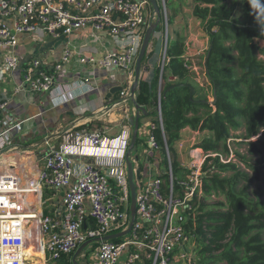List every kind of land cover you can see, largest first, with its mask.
<instances>
[{"label": "built area", "instance_id": "obj_1", "mask_svg": "<svg viewBox=\"0 0 264 264\" xmlns=\"http://www.w3.org/2000/svg\"><path fill=\"white\" fill-rule=\"evenodd\" d=\"M149 2L0 0V52H3V65L10 71L19 68L20 57L15 48L21 33L60 36L90 28L106 31L116 41L125 43L123 50L107 52L99 63L104 67L134 72L151 16L148 12ZM163 11L167 18L166 0L162 3ZM166 49L167 37L164 61ZM72 54L67 49L62 61L57 62L51 71L38 69L40 60L34 59L24 69V83L35 91H50L55 75ZM81 60L95 61V58L83 57ZM0 75L3 76L2 73ZM162 81L163 67L159 83L162 84ZM161 97L160 92L159 119L162 133L165 134ZM6 109L7 101L0 100V138L8 135L13 128L8 125L10 119L5 114ZM150 128L148 151L155 156L160 152L161 145L152 132L154 125L151 124ZM75 136L89 145L81 147L82 154L94 156L100 164L115 163L117 167L127 169L130 134L123 133L108 140V148L103 145L105 138L99 130H82L76 132ZM177 147L181 149L183 143L180 141ZM75 149L78 147L72 146V150ZM192 150L198 152L189 160L186 175L177 180L179 189L174 184L173 155L168 145L165 146L170 181L168 190H165L160 175L145 182L137 181L136 218L127 234L129 237L122 236L118 243L114 239L103 238L128 228L131 199L127 179L115 180L97 162H86L77 174L74 157L56 148L49 151L38 171L30 176L21 174L12 162L4 164L0 169V264H49L52 260L72 254L87 240L96 239H100L94 250L96 264H119L123 256L126 264L147 260L151 264H198L196 260L192 262L188 252L194 234L187 229L186 223L188 213L193 210L192 201L200 199L203 194V164L208 156L214 154L201 147ZM45 188L66 189L59 218L45 212ZM29 247L34 252L42 251L43 257L29 258Z\"/></svg>", "mask_w": 264, "mask_h": 264}, {"label": "trees", "instance_id": "obj_2", "mask_svg": "<svg viewBox=\"0 0 264 264\" xmlns=\"http://www.w3.org/2000/svg\"><path fill=\"white\" fill-rule=\"evenodd\" d=\"M194 2L192 13L205 25L209 35L204 65L213 87V103L207 97L198 98L196 93L192 98L189 85L168 90L175 83L194 86L192 78L197 77L186 62V44L179 36L168 37L162 84L159 83L161 69L156 67L150 79H140L136 102L148 110L147 116L154 125L152 132L161 145V166L164 167L159 175L164 180L165 190L170 186L165 146L168 145L174 156V184L179 189L177 180L188 172L178 158L182 130L189 127L209 133L196 147L215 155L208 156L203 164V194L192 201L193 210L188 213L186 223L197 243L196 263L264 264L263 192H255L254 196L251 191L252 182L264 181V48L254 40L256 37L264 39V15L256 14L248 0ZM236 2L242 6L238 16ZM261 3L264 4V0ZM160 6L162 8L161 3ZM171 19L169 15L168 24ZM146 59L147 55L143 62ZM160 90L165 134L159 119ZM144 117L146 115L142 116L140 127ZM253 137L256 139L250 140ZM236 138H242L236 144L248 145L249 151L260 157L259 164H251L246 155L236 151V157L254 170V176L241 170L232 160H221V155L230 156L229 141ZM142 141L138 136L136 146ZM226 171L232 174L222 176ZM243 182L246 184L241 186ZM212 195H224V200L209 204L207 198ZM90 221L93 222L91 218ZM121 239L114 241L118 243ZM97 245L98 242H94L93 248ZM139 264L151 263L147 260Z\"/></svg>", "mask_w": 264, "mask_h": 264}, {"label": "crops", "instance_id": "obj_3", "mask_svg": "<svg viewBox=\"0 0 264 264\" xmlns=\"http://www.w3.org/2000/svg\"><path fill=\"white\" fill-rule=\"evenodd\" d=\"M166 1L171 10L173 23L171 26L166 23L167 32L164 34L166 36H163L161 30H156L155 39L150 43L147 59L142 65L141 79H150L153 76L162 51L164 53L166 37L168 41L169 36L171 39L179 36L186 44V62L195 70L197 74L195 80L201 81L203 78L197 71L199 66L196 61L199 60L197 57L206 55L209 35L204 30L201 20L192 13L195 2L194 0ZM188 11H191V14ZM148 12L151 13L149 6ZM206 42L208 46L205 45ZM124 45L123 41H116L108 32L94 31L90 28L60 36L21 33L15 48L16 54L20 57V65L15 71L4 67L3 52H0V73L3 74L0 75V100L7 101L5 114L10 119L8 125L13 127L8 135L0 138V169L4 164L12 162L21 174L30 176L38 171L49 151L56 148L67 151L74 157L77 174L82 171L86 162H97V165L115 180L127 179L126 168L117 167L115 163L100 164L94 156L82 154L81 147L89 145L75 136L78 131L99 130L104 135L103 145L106 148L109 147L110 139L117 138L123 133L132 136L134 127L130 126L129 122L136 114L134 99L131 96L134 72L116 67H104L99 63L107 52L123 50ZM67 49L73 54L55 75L54 86L50 91H35L24 83V69L31 65L34 59L40 60L38 69L51 71L57 62L62 61ZM83 57H94L95 61L83 62L81 60ZM205 78V81H208L206 75ZM196 90L198 98L207 97L202 96L203 93L198 87ZM213 97L214 92L208 101L210 102ZM151 124L150 117L146 116L142 119L139 135L143 141L138 154L132 153L133 158L138 156L136 167L141 168L139 182L152 179L162 170L161 153L152 156L148 151ZM202 133L204 132L189 127L184 128L181 132L183 147L185 143H191V138L196 139ZM72 146L78 149L72 150ZM197 152L193 150L191 156L187 154V161ZM65 190V188L59 190L46 188L44 209L48 215L59 218L63 210ZM30 250L31 247L28 248L27 253L33 260L35 254ZM84 250L81 253L83 257H85ZM69 255H64L59 264H74L73 258L69 260ZM80 255L77 258L79 264L82 263ZM93 257L95 259L94 254ZM125 262L123 256L119 264H126Z\"/></svg>", "mask_w": 264, "mask_h": 264}, {"label": "rangeland", "instance_id": "obj_4", "mask_svg": "<svg viewBox=\"0 0 264 264\" xmlns=\"http://www.w3.org/2000/svg\"><path fill=\"white\" fill-rule=\"evenodd\" d=\"M159 1H160L161 5H162L163 0H159ZM232 1H234V0H229L230 3H232ZM167 3L168 2L166 1V4ZM149 7H151V16L149 17L148 26L150 25L151 22H155L156 19H157V15L156 14L153 16L154 10H153V8L151 6V3L149 5ZM188 12H189V14H191V11H188ZM241 12H242V6H241V4H239L238 2H236L235 14L238 16V15L241 14ZM255 12H256V14L257 13H261V11L259 9H255ZM170 14H171V10L169 8V5H167V15L168 16L166 18L165 13L163 11V14H162L163 15V17H162L163 19L161 20L160 24L157 27V30H161L162 31L163 36H166V35H164L167 32V30H166V27H167L166 23L168 21V18H169V15ZM155 16H156V18H154ZM172 23L173 22H172V19H171V21L169 23L170 26L172 25ZM203 26H204V30L206 31V27H205L204 24H203ZM254 40H255V42L259 46H261V47L264 48V39H259V38L256 37ZM164 42H165V40H164ZM206 43H205V45L208 46V42H206ZM164 56H165V49H164V53L162 51L161 57L159 59V63L157 64V66L160 67V69H162V67H164V65L166 64V61H167V57H166V60L164 61ZM204 56H206V55L203 54L200 57H197L199 60L196 61L197 64H198V66H199V68L197 69V71L199 72V74L202 76L203 79L201 81H196L195 78H192V80H193L194 86L196 85V87H198L199 90L203 93L202 96H207L208 99H210L212 97L213 87H212L211 82L209 80L208 81H205V79H206L205 78V75L207 76V74H206V68H205V65H204V63H205L204 62L205 61L204 60ZM262 58L264 60V55L262 56ZM192 70H193V72H195L194 69H192ZM160 92H162V91L160 90ZM158 97H159V95H158ZM214 99H215V97H213V99L210 100V102L213 103ZM134 118L135 117H132L131 120H130L131 122H129V124H131L130 126H132V127H134ZM239 132L241 133L242 131H239ZM207 135H208V133L207 132H204V133H202L200 135V137H197L196 139L191 138V143L190 144L189 143H185L184 144V147H182L181 149L178 148L179 149L178 158L180 159V162H181L182 165H184V166H187L188 165L189 160L187 161V154H190V156H191V153L193 151L192 149L195 147V144H197V142H201V140L203 139V137H206ZM139 137H140V135H139ZM255 139H256V137H253L250 140H255ZM234 140L235 141H232V139H231L229 141L230 146H231V154H230V156L229 157H226V156L221 155V160L223 162H227L229 160H232L234 163H236L241 168V170H243L245 172H248L250 174V176H254V170L251 169L250 167H248L246 165V163L240 161L238 157H236V151H238V152L246 155V158L249 160V162L251 164H259L258 162L260 160V157L258 155H255L254 153L250 152L249 149H248V145H246V144H241V145L236 144V142H239L240 140H242V138H236ZM140 146H141V144L138 145L137 148L136 147L134 148L133 154H138L139 149H140ZM173 159H174V156H172V163H173ZM163 167L164 166H162V169H163ZM231 174H232V171H226V172H223L221 175L222 176H230ZM263 178H264V176H263ZM145 181H147V180H145ZM127 184H128V181H127ZM245 184L246 183L243 182L241 184V186H244ZM45 190H46V188L44 189V191ZM251 191H252V195H254V196H255V192H259V191L263 192V195L261 197L264 199V181H256L255 180L254 182H252L251 183ZM223 200H224V195H220V196H218V195L217 196L212 195L211 197H208L207 198V202L209 204H215V203H217L219 201H223ZM125 236L126 237H129V235H125ZM92 248H93V243L89 244L85 248V250H84L85 257H83L82 254L80 255V257L82 256L81 257V262L82 263H80V264H95V259L93 257L94 251H93ZM32 250H30V252H32V253L35 254V255H33V258H35V256L43 257V252L42 251L41 252H34ZM196 250H197V243L194 240L188 246V252H189V255L191 257L192 262L195 261V260H197ZM75 252H76V250H75ZM75 252L68 256L69 260H72ZM62 258L63 257H61V258H59L57 260H52L49 264H54L55 262H56L55 264H59V262L62 260ZM39 260H41V259H39ZM218 264H226V262H220Z\"/></svg>", "mask_w": 264, "mask_h": 264}, {"label": "water", "instance_id": "obj_5", "mask_svg": "<svg viewBox=\"0 0 264 264\" xmlns=\"http://www.w3.org/2000/svg\"><path fill=\"white\" fill-rule=\"evenodd\" d=\"M155 14L157 15V19L155 22H151L150 25L147 27L142 44H141V48L140 51L138 53V56L136 58V62H135V68H134V82L131 88V96L134 99V104H135V108H136V114H135V118H134V129H133V134L131 137V142H130V146L129 149L127 151V155H126V166H127V180H128V185H129V189H130V199H131V203H130V222L128 225V228L120 231V232H116V233H112V234H108L106 236H104L103 239L105 240H110V239H115V238H120L122 236H125L127 234H129V232L131 231L135 218H136V212H137V181L141 178V168H137L136 167V160L138 159V156H135V158H133L132 153L133 150L136 146L137 140H138V136H139V128H140V121L143 115H148V110L146 109V107L138 104L136 102V92L139 86V82L141 79V71H142V65H143V60L144 57H146L148 50H149V46L150 43L152 42V40H154V36L156 33V29L160 23L161 20V15H162V8L160 6L159 0H149ZM190 86L191 88V97L194 98V95L196 93V89L193 85L189 84V83H175L172 84L169 89H172L174 87L177 86ZM120 89V88H119ZM166 94V92H165ZM100 239H96V240H87L86 242L82 243L78 249L76 250L74 256H73V262L74 264H79L77 261L78 256L82 253V251L91 243H93L94 241H99Z\"/></svg>", "mask_w": 264, "mask_h": 264}, {"label": "clouds", "instance_id": "obj_6", "mask_svg": "<svg viewBox=\"0 0 264 264\" xmlns=\"http://www.w3.org/2000/svg\"><path fill=\"white\" fill-rule=\"evenodd\" d=\"M248 2L251 4L253 8L259 9L262 15H264V4L261 3V0H248Z\"/></svg>", "mask_w": 264, "mask_h": 264}]
</instances>
